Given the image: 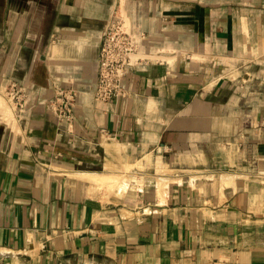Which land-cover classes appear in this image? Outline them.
I'll use <instances>...</instances> for the list:
<instances>
[{
  "label": "crops",
  "instance_id": "obj_1",
  "mask_svg": "<svg viewBox=\"0 0 264 264\" xmlns=\"http://www.w3.org/2000/svg\"><path fill=\"white\" fill-rule=\"evenodd\" d=\"M0 264H264V0H0Z\"/></svg>",
  "mask_w": 264,
  "mask_h": 264
},
{
  "label": "built area",
  "instance_id": "obj_2",
  "mask_svg": "<svg viewBox=\"0 0 264 264\" xmlns=\"http://www.w3.org/2000/svg\"><path fill=\"white\" fill-rule=\"evenodd\" d=\"M138 44L134 38L123 29L119 21L112 23L104 36L98 61V79L95 90L96 98L112 100L124 93L122 78L125 67L131 62ZM7 94L13 102L22 105L25 93L14 80L6 85ZM76 91L72 88L58 86L49 98L47 105L54 112L60 125L69 127L74 120Z\"/></svg>",
  "mask_w": 264,
  "mask_h": 264
}]
</instances>
